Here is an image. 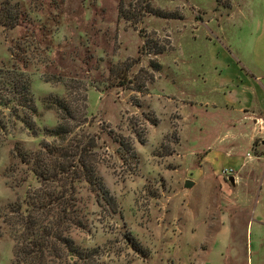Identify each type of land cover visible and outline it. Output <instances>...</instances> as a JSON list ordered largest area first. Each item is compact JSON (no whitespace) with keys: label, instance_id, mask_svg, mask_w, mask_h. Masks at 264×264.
Listing matches in <instances>:
<instances>
[{"label":"rangeland","instance_id":"obj_1","mask_svg":"<svg viewBox=\"0 0 264 264\" xmlns=\"http://www.w3.org/2000/svg\"><path fill=\"white\" fill-rule=\"evenodd\" d=\"M6 2L21 11L0 24V71L31 79L38 132L0 104V264L14 259L12 205L42 186L18 148L91 141L119 207L81 185L88 222L72 234L99 248L97 264H264L263 124L227 105L214 57L222 35L253 55L264 0ZM49 96L77 99L74 118ZM61 126L73 131L54 135Z\"/></svg>","mask_w":264,"mask_h":264},{"label":"trees","instance_id":"obj_2","mask_svg":"<svg viewBox=\"0 0 264 264\" xmlns=\"http://www.w3.org/2000/svg\"><path fill=\"white\" fill-rule=\"evenodd\" d=\"M18 11H21L18 6L6 2L0 10V24L15 27L20 21ZM162 52L161 47L156 50V53ZM0 74L2 85L10 91L0 104L18 115V107L22 108V120L28 129L37 134L33 116L38 108L31 79L21 73L18 77L9 72L5 75L0 71ZM48 99L54 100L66 112V118H74L72 108L77 99L59 96H49ZM72 131L61 126L54 135L66 136ZM95 146L91 141L87 145L63 148L45 143L39 151L18 148L22 159L32 165L42 186L41 189L28 191L24 203L17 202L11 207L13 217L9 218V225L15 241L12 264L98 263L99 248L78 243L72 234L77 228H85L88 222V208L82 195H79L84 183L89 185L88 190L96 194L98 203L105 202L111 212L119 210L116 198L99 173L98 161L93 154Z\"/></svg>","mask_w":264,"mask_h":264},{"label":"crops","instance_id":"obj_3","mask_svg":"<svg viewBox=\"0 0 264 264\" xmlns=\"http://www.w3.org/2000/svg\"><path fill=\"white\" fill-rule=\"evenodd\" d=\"M234 14L235 12L232 11L224 17L231 21ZM261 19L264 21V16L260 18V21ZM220 27L221 30H225V25ZM217 40L219 42L214 44L216 50L214 57L216 65L220 66V74L216 82L224 90L227 105L236 110H250L252 114L257 113L258 116L250 118L263 124L262 132L264 133V26H262L259 47L253 48V55H246L245 58L238 57L225 45L227 44L225 35L217 37ZM254 223L255 221L248 226V233ZM256 223L263 232L259 243L261 247L264 239V221Z\"/></svg>","mask_w":264,"mask_h":264},{"label":"water","instance_id":"obj_4","mask_svg":"<svg viewBox=\"0 0 264 264\" xmlns=\"http://www.w3.org/2000/svg\"><path fill=\"white\" fill-rule=\"evenodd\" d=\"M230 180H231L232 183H235V177L234 176H231ZM193 184H194V182L192 180H187L186 181V187H191Z\"/></svg>","mask_w":264,"mask_h":264}]
</instances>
